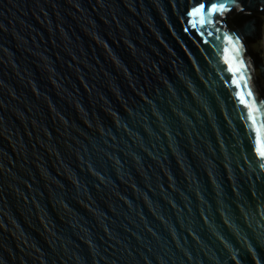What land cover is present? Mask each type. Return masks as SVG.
<instances>
[{
	"label": "water",
	"instance_id": "95a60500",
	"mask_svg": "<svg viewBox=\"0 0 264 264\" xmlns=\"http://www.w3.org/2000/svg\"><path fill=\"white\" fill-rule=\"evenodd\" d=\"M261 150L264 0H0V264H264Z\"/></svg>",
	"mask_w": 264,
	"mask_h": 264
},
{
	"label": "snow or ice",
	"instance_id": "6c2138e0",
	"mask_svg": "<svg viewBox=\"0 0 264 264\" xmlns=\"http://www.w3.org/2000/svg\"><path fill=\"white\" fill-rule=\"evenodd\" d=\"M224 7H225V5H222L220 9L213 8L212 11H213V12L218 11V10H219V11H223ZM198 11H201V10H198ZM249 95H251L250 92H249ZM260 155H261L262 157H264V150H261Z\"/></svg>",
	"mask_w": 264,
	"mask_h": 264
},
{
	"label": "trees",
	"instance_id": "16d2710c",
	"mask_svg": "<svg viewBox=\"0 0 264 264\" xmlns=\"http://www.w3.org/2000/svg\"><path fill=\"white\" fill-rule=\"evenodd\" d=\"M233 18H230L228 21H227V25L228 27H231L232 26V23H233Z\"/></svg>",
	"mask_w": 264,
	"mask_h": 264
}]
</instances>
